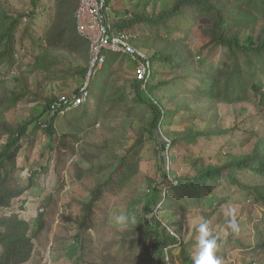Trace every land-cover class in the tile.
Instances as JSON below:
<instances>
[{"label": "rangeland", "instance_id": "374dc122", "mask_svg": "<svg viewBox=\"0 0 264 264\" xmlns=\"http://www.w3.org/2000/svg\"><path fill=\"white\" fill-rule=\"evenodd\" d=\"M0 2L4 3L12 16L33 11L32 0ZM172 2L112 0L109 18L116 22L119 20L117 17L126 19L134 13L153 16ZM35 11L32 17L23 18L17 31L15 61L13 65L4 66L5 76L0 79V98L13 93L21 97L16 104L2 109L0 118H4L8 124L31 122L15 166L7 165V170L20 187H30L22 197L13 201L10 208H0V218L15 213L30 225L38 218L43 220V230L33 239V255L27 264H75L81 255L83 257L79 264H157L155 254L150 249H135L125 256L127 249H122L123 244L119 243L120 238L129 232V227L141 220L142 208L153 198V189L158 188L162 196L172 194L170 188L176 185V178L192 177L209 164L221 165L225 160L247 157L255 142L253 137L239 130L233 132V137H199L193 144H188L182 138L190 132H203L206 128L227 129L234 124L249 128L250 118L258 113L251 105L245 111L239 104H221L217 113L212 114L207 105L196 101L192 94L194 83L189 78L179 81L180 84L159 87L157 96L166 110L189 104L191 111H182L174 116L171 124L161 129L162 133L159 128L152 131V115L147 106L134 102L133 70L129 60H125L122 66L115 65L112 69V78L108 83L115 88L108 90V99L102 103L98 124L72 135V129L66 127L71 114L66 112L60 115L61 118L58 117L57 133L49 136L45 120L47 115L48 119L52 115L44 111L43 97L54 95L56 100L76 95L86 76L78 73L83 64L76 55L57 50L43 53L40 46L54 15V1L40 0ZM204 25L205 21L198 23L188 39L195 64L202 68L209 62L217 64L215 55L222 53L221 49L210 53L209 49L204 48L207 43L202 35ZM262 26L261 23L250 29L242 42L252 43ZM151 32L144 25L131 29L129 33L134 36L131 43L134 45V41L150 40ZM178 36L179 33L173 35ZM140 49L150 57L153 54L151 49ZM152 67L157 68L155 64ZM174 76L169 70L164 75H158L156 81L163 82ZM256 82L261 84L263 90L264 76ZM245 90V87H241L239 92L244 94ZM113 92L125 93L126 100L114 103ZM248 92L257 98L253 91ZM141 93L142 98L147 100L146 91L141 90ZM256 116L261 119L259 115ZM260 123V120L256 122L258 126H264ZM140 135L142 141L136 144ZM5 140L6 137L0 141V149ZM172 140H176V143L167 145ZM163 144H166L164 149ZM79 168L83 169L81 179L77 177ZM245 179L248 180L249 176ZM252 181L258 184L264 182L257 176H253ZM100 183L105 184L104 194L96 203L94 227L86 232L80 227L82 205L90 200L92 191ZM214 190L213 197H205L191 211L174 213V219L170 218V214L160 215L159 212L148 215V230L156 234L159 229L168 228L169 234L184 245L185 257L193 259L197 252L198 225L207 221L211 236L220 242L216 256L221 264H264V206L255 204L234 187L226 186L224 178L214 183ZM221 198H225V201ZM159 208L162 209L161 206ZM121 213L127 217L124 223L115 220ZM170 219L176 224L167 227ZM233 219L239 226L238 232H233L228 226ZM262 243L261 248L254 247ZM170 250L167 249V252ZM172 250L174 258H177L181 248ZM175 262L182 264L177 259ZM183 264H189V261Z\"/></svg>", "mask_w": 264, "mask_h": 264}, {"label": "trees", "instance_id": "16d2710c", "mask_svg": "<svg viewBox=\"0 0 264 264\" xmlns=\"http://www.w3.org/2000/svg\"><path fill=\"white\" fill-rule=\"evenodd\" d=\"M39 1L32 0L33 11L30 14L21 12L16 16L10 15L4 3L0 2V79L5 76L4 66L13 65L15 61L18 28L24 17L33 16ZM53 1L55 3L54 15L49 28L41 38L40 46L43 53L57 50L76 55L83 64V68L78 70V73L84 76L91 60L90 42L80 36L76 29L74 14L78 8V0ZM111 2L112 0H106L108 6ZM204 21L202 35L207 39L204 48L209 49L210 53H213L215 49H221L222 53L215 55L218 60L217 64L209 62L202 68L195 64V56L188 39L193 28ZM261 23L263 24L261 32L255 40L252 43H243V36ZM140 25H144L153 32L150 33V40L134 41V46L153 50L149 60L157 68L152 67V77L145 84L144 89H141V83L133 77L134 102L147 106L152 115L150 124L152 131L158 128L160 131L164 130L171 124L174 116L182 111H191L189 104H181L179 108L166 110L157 96L159 87L177 84L189 78H192L194 83L192 94L196 101L207 105V109L212 114L217 113L221 104L226 106L239 104L245 111L250 109L249 105H251L258 113L250 118L249 128H240V124H234L232 128L215 130L206 128L203 132H190L184 136L182 138L184 141L193 144L199 137L204 139H209L213 135L233 137V132L239 130L253 137L255 142L251 154L247 157L225 160L221 165L209 164L192 177L176 178V185L170 188L172 194L166 193L162 196V192L154 188L153 198L142 208L141 220L130 226L129 232L119 240V243L123 244L122 249L124 247L127 249L124 255L135 249H143V251L150 249L155 254L157 264H168V258L169 264H176V259L182 264L187 261L193 264L192 257L184 255V245L169 234L168 228L159 229L156 234L148 230L147 216L153 212H159L160 215L170 214L172 218L174 213L197 208L205 197L215 195L214 183L221 178H224L229 188L234 187L243 192L245 197L252 199L255 204L264 206V182L258 184L252 181L253 176L264 180V126L256 124L260 120V125H264V89L262 90L261 84L256 82L264 76V0H173L170 6L163 7L162 11L156 15L134 13L127 19L111 21L112 27L126 32ZM175 33H179V36L173 37ZM103 55L105 59L102 67L90 80V100L85 105L69 111L71 120L68 121L66 127L72 129V135L79 134L85 128H94L98 124L102 103L108 99V90L113 91L115 88L112 83H108L112 78V69L115 65L122 66L125 60H129L126 55L106 50L103 51ZM169 70L173 76L175 75L172 79L163 82L156 81L158 75H164ZM241 87L246 88L244 94L239 92ZM141 90L146 91L147 100L142 98ZM249 90L253 91L257 98H253ZM113 95L114 103L126 100L123 92L120 94L113 92ZM43 98L45 100L44 111L49 114L50 105L54 102L55 96L46 95ZM20 99L21 97L14 93L1 97L0 111H3L2 109L9 104H16ZM256 115H259L261 119ZM59 116L58 112L49 119L47 115L45 122L49 136L57 133L56 123ZM29 123L31 122L8 124L4 118L3 120L0 118V141L6 137L0 149L1 209L10 208L13 201L22 197L30 187H20L19 182L14 180L7 170V165L15 166L14 163L22 149V141L26 137ZM64 137L65 134H63ZM141 141L142 135L137 138L136 144H140ZM175 143L176 140H172L170 146ZM165 147L166 144H163L162 149ZM171 158L174 161V157ZM234 173L237 175L235 176ZM82 176L83 169L79 168L77 177L81 179ZM247 176H249L248 180L245 179ZM98 185L92 191L90 200L82 205L83 216L80 227L86 232L94 227L96 203L104 194L105 184ZM221 200L225 201V198ZM159 206L162 207L161 210ZM172 219L169 220L167 227L176 224V221H171ZM43 224V220L38 218L31 224V227L30 223L20 219L15 213L1 217L0 264L29 263L34 249L33 239L43 230ZM219 244L220 242L217 241V245ZM262 246L263 243L254 247L258 249ZM177 247L181 250L178 257L174 258L172 249ZM167 249L171 250L167 252ZM82 257V255L78 257L75 264H79ZM148 258L151 259L149 256Z\"/></svg>", "mask_w": 264, "mask_h": 264}, {"label": "built area", "instance_id": "2783aa9c", "mask_svg": "<svg viewBox=\"0 0 264 264\" xmlns=\"http://www.w3.org/2000/svg\"><path fill=\"white\" fill-rule=\"evenodd\" d=\"M110 7L111 5L106 4V0H78V8L74 14L76 29L80 36L90 42L91 60L86 79L83 86L78 88V93L54 100L50 105V115L55 116L57 112L62 114L88 102L90 80L103 65L104 50L128 56L133 66L134 78L141 83L142 88L150 80L152 66L149 56L130 43L134 37L132 34L111 26Z\"/></svg>", "mask_w": 264, "mask_h": 264}, {"label": "clouds", "instance_id": "9594fccd", "mask_svg": "<svg viewBox=\"0 0 264 264\" xmlns=\"http://www.w3.org/2000/svg\"><path fill=\"white\" fill-rule=\"evenodd\" d=\"M121 19H123V18H120L119 20H121ZM131 41H132V39L130 40V43H131ZM136 48H138V47H136ZM138 49H140V48H138ZM129 62H130V60H129ZM133 77H134V75H133ZM89 94H90V90H89ZM66 112H68V111H66ZM66 112H64V113H66ZM64 113H62V114H64ZM167 145L170 146L169 143H167ZM115 220L118 223H124V222H126L127 217L125 214L121 213L115 217ZM228 226L231 228V230L233 232L239 231V226L235 222L234 219L229 222ZM197 231L199 233V236H198V243H197V252L193 258V264H221V260L216 256L217 240L215 237L211 236V232L209 229L208 222L203 221V222L199 223Z\"/></svg>", "mask_w": 264, "mask_h": 264}, {"label": "crops", "instance_id": "0c3cea01", "mask_svg": "<svg viewBox=\"0 0 264 264\" xmlns=\"http://www.w3.org/2000/svg\"><path fill=\"white\" fill-rule=\"evenodd\" d=\"M119 16H120V15H119ZM118 18L120 19L121 17H117V19H118ZM130 64H131V63H130ZM131 66H132V64H131ZM151 66H152V64H151ZM132 70H133V66H132ZM152 74H153V69H152ZM151 77H152V75H151ZM89 100H90V99H89ZM68 112H69V111H68ZM68 112H67V113H68ZM67 113H66V114H67ZM63 115H65V113H64ZM61 117H62V116H60L59 118H61Z\"/></svg>", "mask_w": 264, "mask_h": 264}]
</instances>
